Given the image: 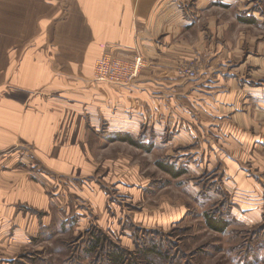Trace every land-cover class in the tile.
<instances>
[{
	"label": "rangeland",
	"instance_id": "obj_1",
	"mask_svg": "<svg viewBox=\"0 0 264 264\" xmlns=\"http://www.w3.org/2000/svg\"><path fill=\"white\" fill-rule=\"evenodd\" d=\"M201 3L195 8L193 1H179L193 24L184 27V14L174 38L189 41L192 53L161 68L189 81L209 76L203 81L223 93L208 114L199 107L209 122L198 123L186 142L184 128L173 129L172 144L166 134L156 146L149 137L140 142L129 134L136 146L99 141L98 156L111 159L110 168L72 184L59 178L57 193H47L58 202L49 214L32 211L36 227L28 245L1 264H111L112 252L121 253L120 264H264V0ZM156 38L153 45H161L164 37ZM102 49L93 64L95 82L130 87L156 66L137 46L130 60ZM138 57L141 67L130 76ZM165 95L157 97L154 114H145L157 113L167 125L170 113L179 119L181 107L191 103ZM248 110L251 124L244 118ZM208 218L222 229L210 227Z\"/></svg>",
	"mask_w": 264,
	"mask_h": 264
},
{
	"label": "crops",
	"instance_id": "obj_2",
	"mask_svg": "<svg viewBox=\"0 0 264 264\" xmlns=\"http://www.w3.org/2000/svg\"><path fill=\"white\" fill-rule=\"evenodd\" d=\"M179 1L0 0V259L28 245L36 227L32 211L49 214L59 200L54 194L60 180L72 184L110 168L111 159L96 151L102 139L114 145L121 143L118 135L129 134L140 142L149 137L156 146L162 136L184 128L186 142L198 123L209 122L202 112L218 108L220 89L203 81L207 74L189 81L166 69L192 53L189 41L174 38L184 14V27L193 24ZM181 1L203 6V0ZM45 32L54 34L51 40ZM158 36L163 42L153 45ZM136 46L156 64L137 83L114 87L93 80L102 47L130 60ZM161 93L179 95L190 108L182 106L179 119L170 113L165 125L157 113L145 114L159 109ZM252 115L248 110L244 116L249 124ZM49 192H55L51 200Z\"/></svg>",
	"mask_w": 264,
	"mask_h": 264
},
{
	"label": "trees",
	"instance_id": "obj_3",
	"mask_svg": "<svg viewBox=\"0 0 264 264\" xmlns=\"http://www.w3.org/2000/svg\"><path fill=\"white\" fill-rule=\"evenodd\" d=\"M115 140H119V141H126V142H131V139L130 137L128 136V134H122V135H118ZM131 144H135V143H132ZM136 146V144H135ZM207 222L209 224L210 227L212 228H221L223 227V225L221 224L220 221H217V220H214L213 218H208L207 219ZM110 260H111V264H120L121 262V253H115V252H112L111 255H110Z\"/></svg>",
	"mask_w": 264,
	"mask_h": 264
},
{
	"label": "built area",
	"instance_id": "obj_4",
	"mask_svg": "<svg viewBox=\"0 0 264 264\" xmlns=\"http://www.w3.org/2000/svg\"><path fill=\"white\" fill-rule=\"evenodd\" d=\"M141 64H142V62H141V59L138 57V58H135V60L132 62V63H130V65H129V67H128V70L130 71V76L131 75H135L136 73H137V70L141 67ZM101 71L103 70V64H101V66H100V68H99ZM103 75H100V76H98V79L99 80H104V79H106V77L103 79V77H102ZM112 78V77H111Z\"/></svg>",
	"mask_w": 264,
	"mask_h": 264
}]
</instances>
